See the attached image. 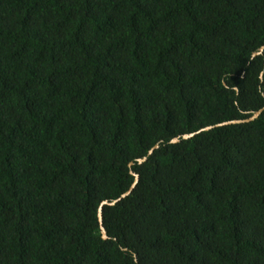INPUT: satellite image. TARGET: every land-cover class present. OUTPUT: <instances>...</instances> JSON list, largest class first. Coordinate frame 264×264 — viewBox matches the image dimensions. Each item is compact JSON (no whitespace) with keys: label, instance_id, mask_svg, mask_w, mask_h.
<instances>
[{"label":"trees","instance_id":"16d2710c","mask_svg":"<svg viewBox=\"0 0 264 264\" xmlns=\"http://www.w3.org/2000/svg\"><path fill=\"white\" fill-rule=\"evenodd\" d=\"M262 46L264 0H0V264H264Z\"/></svg>","mask_w":264,"mask_h":264},{"label":"water","instance_id":"95a60500","mask_svg":"<svg viewBox=\"0 0 264 264\" xmlns=\"http://www.w3.org/2000/svg\"><path fill=\"white\" fill-rule=\"evenodd\" d=\"M263 51H264V46H262L258 52H255V53L253 54V56H257V55L261 54ZM262 110H263V109H260V110H258V111H256V112H254L249 118H247V119H245V120H232V121L223 122V123L217 124V125H215V126H208V127L202 128V129H200L199 131H197L196 133H199V132L204 131V130L212 129V128L217 127V126H223V125L237 124V123H242V122L253 121V120H255L256 118L259 117V115L261 114ZM196 133L185 134V135H183L181 138H182V139H188V138L194 136ZM179 141H180V138H179V137L174 138V139L171 140L172 143H177V142H179ZM158 146H159V145L156 144L154 147H152V148L149 150L148 154H152V152H153L156 148H158ZM146 159H147V157H143V158L138 159L137 162H138V163H142V162L146 161ZM132 166H133V162H130V163H129V167L131 168ZM131 173H132V175L134 176L135 179H134L133 184H132L131 187L129 188V190L126 191L125 193H123V194L121 195V197L118 198V199H115V200L110 201V202H109V201H103V202L100 204L99 208H98V219H99L100 229H101V235H102V238H103V239H108L107 232H106V230H105V228H104V226H103V218H102V209H103V206H104V205H114V204L117 203L121 198H124V197H126L127 195H129V194L131 193V191L133 190L134 186L137 184L138 179H139L138 174H136V173L133 172V171H131Z\"/></svg>","mask_w":264,"mask_h":264}]
</instances>
